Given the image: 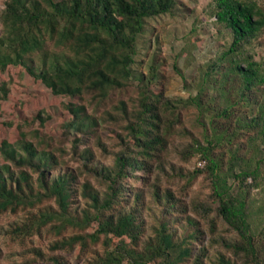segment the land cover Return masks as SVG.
Listing matches in <instances>:
<instances>
[{
	"label": "trees",
	"instance_id": "1",
	"mask_svg": "<svg viewBox=\"0 0 264 264\" xmlns=\"http://www.w3.org/2000/svg\"><path fill=\"white\" fill-rule=\"evenodd\" d=\"M186 1L196 2L5 0L0 73L22 66L70 97L62 134L20 130L0 145V218L16 216L7 245L45 228L63 234L48 251L18 252L33 256L28 264H72L65 254L77 249L80 258L96 249L84 264H264V59L252 46L264 4L214 0L211 14L230 40L184 77L188 95L171 96L154 87L162 77L156 52L148 71L138 70V38L148 19ZM103 126L119 142L109 146ZM70 134L77 137L68 147ZM174 147L183 162H204L179 174L178 190L160 178L170 176L167 165L176 168Z\"/></svg>",
	"mask_w": 264,
	"mask_h": 264
},
{
	"label": "rangeland",
	"instance_id": "2",
	"mask_svg": "<svg viewBox=\"0 0 264 264\" xmlns=\"http://www.w3.org/2000/svg\"><path fill=\"white\" fill-rule=\"evenodd\" d=\"M213 1L196 0L195 3L186 1V5L180 6L175 14H166L146 21V29L138 38L136 59L141 64L138 70L147 72L155 52L159 55L158 62L161 66L162 77L154 86L156 90H160L165 85L163 89L171 96L188 95L189 91L185 87L184 77L190 79V77L196 76V65L206 63L216 57L220 53L221 45L230 40L225 27L217 23L214 15L211 14ZM4 2L5 0H0V13L4 8ZM259 3L264 4V0H259ZM195 24L198 31L192 33ZM252 46L255 57L259 60L264 59V30ZM33 59L35 63L39 62L38 55H33ZM69 100V96L54 94L41 81L32 78L22 66H8L0 73V145L4 142L12 143L21 138L20 130H28L34 133L36 138L37 134L43 137L52 135L57 137L62 134L64 122L68 117L67 103ZM37 114L42 115L41 120L35 118ZM100 132H106L104 139L109 146L119 142L118 137H114L115 134L107 127L103 126ZM127 134L128 132L125 133V137ZM76 137V134H70L66 143L68 147L71 146L72 140L74 144ZM175 142L178 141L175 140ZM96 153L99 160L111 161L110 156L103 154L99 148H96ZM170 156L176 168L173 169L170 164L167 165L170 176L167 177L163 172L160 174V178L165 182L169 181V183L166 182L168 186L178 190L179 183L184 182V178L179 174L184 173L185 175L187 171L202 167L204 162L200 161L199 156H194L190 163L183 162L177 158L175 147L171 150ZM1 160L0 154V162ZM154 174L156 175V173ZM154 174L152 175L154 176ZM34 178L36 179L35 175ZM202 178L203 175L198 177L194 184L195 188H198ZM260 198V195H256L257 200L253 204L254 211L262 205ZM20 215L25 216L24 212H21ZM257 216V213L252 216L256 222H258ZM15 218V215H2L0 218V248L2 251L0 264H28L27 260L33 256L29 254L25 261L21 259L22 256L18 252L33 246H41L48 251L49 244L63 236V234L50 233L48 228H45L42 234L33 235L32 239L24 242L25 244L21 245L18 242L9 247L6 231L10 222ZM175 225L177 226V224ZM69 232L66 231L65 234ZM94 251L88 253L85 258H80L78 249L66 252L65 256L72 264H84L86 258L93 257ZM39 264L48 263L41 262Z\"/></svg>",
	"mask_w": 264,
	"mask_h": 264
}]
</instances>
